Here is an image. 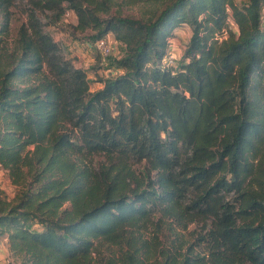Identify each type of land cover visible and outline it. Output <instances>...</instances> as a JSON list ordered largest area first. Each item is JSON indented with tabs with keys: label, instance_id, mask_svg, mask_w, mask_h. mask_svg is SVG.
<instances>
[{
	"label": "trees",
	"instance_id": "trees-1",
	"mask_svg": "<svg viewBox=\"0 0 264 264\" xmlns=\"http://www.w3.org/2000/svg\"><path fill=\"white\" fill-rule=\"evenodd\" d=\"M136 2L152 8L0 0V168L18 187L0 243L18 264H264V0ZM66 10L124 47L101 88L49 31Z\"/></svg>",
	"mask_w": 264,
	"mask_h": 264
},
{
	"label": "rangeland",
	"instance_id": "rangeland-1",
	"mask_svg": "<svg viewBox=\"0 0 264 264\" xmlns=\"http://www.w3.org/2000/svg\"><path fill=\"white\" fill-rule=\"evenodd\" d=\"M112 9L111 11L119 12L122 15L133 16L140 18L144 15V12L148 10L147 8H152L149 4H143L136 2V0H110ZM243 0H236L238 4H241ZM154 7V6H153ZM17 10V9H16ZM264 16V14H263ZM25 19V15L21 11H14L13 19L11 22L10 34L7 37L9 45H13L16 31L18 27L22 24ZM2 21V15L0 14V22ZM75 20L70 18L61 22V24L56 26H50L49 31L55 36L57 40L61 42L64 46L66 53L70 56L73 55L76 57V64L87 71L88 78L91 83V89L96 90L97 80L103 78L106 75V70H114L113 68V58L116 57L114 54L108 57L107 60H102V57L92 42L93 31L88 30L85 32L77 31L75 29ZM230 27L233 30H237V25L233 22L232 19L229 20ZM264 25V20H263ZM264 28V26H263ZM187 31L181 30L176 33L177 43L174 46V54L177 56L176 65H179V62L184 51L185 40L187 38ZM112 39L111 33L107 35ZM87 41L89 45H84L83 42ZM174 44V42H172ZM120 47V48H119ZM118 49L121 51V46ZM176 47V48H175ZM80 49V50H79ZM85 53L83 55L81 52ZM81 51V52H80ZM179 51V52H177ZM97 81V82H96ZM17 185L13 183L11 177L9 176L8 171L0 168V196L12 199L17 192ZM169 232H166L165 239L172 237ZM117 252L116 247L110 245H102L99 248V253L95 252V257H102L104 260H108L113 257ZM11 252L6 240L3 239L0 243V264H18L19 259ZM16 260L18 262H16Z\"/></svg>",
	"mask_w": 264,
	"mask_h": 264
},
{
	"label": "built area",
	"instance_id": "built-area-1",
	"mask_svg": "<svg viewBox=\"0 0 264 264\" xmlns=\"http://www.w3.org/2000/svg\"><path fill=\"white\" fill-rule=\"evenodd\" d=\"M74 19V15L72 10H66L63 16L62 21L67 20V19ZM94 45L96 46V48L98 49L102 60H107L109 56H111L112 54L115 53V47L113 46L112 42L110 41L109 37L104 36L101 37L99 39L96 40V42L94 43ZM177 60L176 55L174 54V50H173V43L170 46V49L168 51L167 57H166V61L169 64H174Z\"/></svg>",
	"mask_w": 264,
	"mask_h": 264
},
{
	"label": "crops",
	"instance_id": "crops-1",
	"mask_svg": "<svg viewBox=\"0 0 264 264\" xmlns=\"http://www.w3.org/2000/svg\"><path fill=\"white\" fill-rule=\"evenodd\" d=\"M181 30H185V31H187L186 32V34H187V38H186V40L184 41L185 43H187V41L190 39V37H191V30H190V28L188 27V26H180V27H178L177 29H176V33L177 32H179V31H181ZM111 35L113 36V34L111 33ZM109 39H110V37H109ZM110 41L112 42V44H113V46L115 47V53H114V55L116 56L117 54H119V49H118V47L119 46H121V48L123 49L124 47H123V45L120 43V42H118L117 40H115L114 39V37H112V39H110ZM177 38L175 37L174 39H173V42H174V46L176 45V43H177ZM83 44L84 45H89V43L87 42V41H85V42H83ZM185 46V45H184ZM120 48V47H119ZM176 48V47H175ZM80 50V49H79ZM83 51V50H82ZM81 52V51H80ZM177 52H179V51H177ZM83 55H85V53H84V51L83 52H81ZM118 56V55H117ZM177 57V56H176ZM111 73H112V71L111 70H106V75L103 77V78H106L107 76H109V75H111ZM100 79H102V78H100ZM100 79H98L96 82V84H97V88L96 89H98V88H101L102 86H103V82L100 80ZM91 84V83H90Z\"/></svg>",
	"mask_w": 264,
	"mask_h": 264
}]
</instances>
